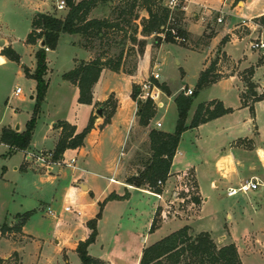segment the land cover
I'll return each mask as SVG.
<instances>
[{
    "label": "rangeland",
    "instance_id": "obj_1",
    "mask_svg": "<svg viewBox=\"0 0 264 264\" xmlns=\"http://www.w3.org/2000/svg\"><path fill=\"white\" fill-rule=\"evenodd\" d=\"M61 0H0V39L7 41V48L14 50L20 57L19 62L0 61V130L8 125L18 123L24 127L27 119L30 118L35 105V96L33 101V90L36 83L29 78L26 73V68L29 74H32L30 68L35 67L34 52L38 49L36 44L26 43V37L30 30L32 16L37 12H50L56 8V5ZM232 0H227L226 5L221 7V0H194L196 6L199 8H212L222 9V13L225 14V18L218 12L210 11L209 21L215 24L218 18L225 20V25L219 27L227 28L228 25H232L238 19H248L249 16L255 15L264 10V0H247L250 5L246 8L232 9L230 3ZM244 0H234L232 7H241ZM247 2V3H248ZM118 2L110 3L108 5L109 11L111 8L118 5ZM64 10H58L52 12L53 16H58ZM102 12L105 13L106 9H97L94 13L95 17H102ZM201 12L197 10L176 12L175 19L178 21L179 29L184 35L178 34L174 38L173 43L162 42L161 46L156 47L155 40L157 37L152 36L146 43L150 45L152 49L151 63L157 61L155 70L159 73L160 79L156 82L161 92V100L165 104L163 109H160L151 104L155 116L150 121L145 129H157L164 133H173L177 121V110L174 104V97L179 93H183L186 89H191L195 92V98L191 106V110L194 106L200 103H206L210 100L220 99V97H229L233 101L236 100L233 88L240 87L237 81L229 80L226 82L217 83L204 88L200 91H196L195 87L198 82L203 63L206 61L205 54L207 53V66L209 67L212 62H215L214 74L217 77L225 78L229 74L234 73V66L229 65L226 57H221L219 50L220 46L224 43V39L218 43L215 47L210 49V41L212 36L216 35L215 27L210 31H204L201 33L197 27V18L201 15ZM138 24L140 18L146 16L143 11L138 12ZM223 17V18H222ZM259 19H252L251 23H258ZM246 22H236L232 25L231 32L236 37H250L234 43H225L224 50L231 55V57L238 61L242 58V55L247 56V61L242 62V68H247L251 65H256L257 57H262L258 54H254L249 47L254 41L264 40L260 35L262 34L257 27L253 28V24ZM218 27V26H217ZM130 32L127 30L125 40L120 42L121 34L118 32L116 42L111 48L109 55L111 58H116L120 52L126 54L125 57V70L131 71L135 59L137 58L135 51L137 47L132 48L127 42V36ZM124 36V35H122ZM67 36H64L60 41L59 48L56 52L50 53L48 58V66L51 69L49 74V91L45 101H43L41 107L39 127L35 133L31 149H26L24 154L16 152L12 157L0 159V173L4 172V176L0 179V229L2 225L12 226L19 221L16 219L17 214L30 213L26 222L23 225V233L29 236L28 238L21 233L12 231L8 234L1 233L0 230V264H18L20 258L18 256L19 251L22 256L23 264H80L79 257L75 251L70 250L69 245L82 236L81 229L78 228V220L71 213H67L63 210L65 206L80 209L85 212L84 203L79 202V207L72 201V198H68L64 193L66 188L72 182V174L76 175L80 179L89 181L92 185L91 178L95 180V186L98 191H102L107 186V182L102 177L109 175L107 169L104 166H97L93 169L95 177L88 176L81 172H74L70 166L79 165L80 159L75 157L72 153H68L64 156L59 163H51L50 171L47 170V165L37 161L36 158L49 153V150L53 149L54 143L52 135L46 133L45 130L48 127L49 122L54 118L66 119L78 117L79 123H82V119L85 117V109L83 107H77V90L70 88L67 85L62 86L63 79L60 76L62 72H68L71 67V55H73V49L68 46ZM211 44L215 45L216 40H212ZM155 45V46H154ZM204 45V46H202ZM153 46V47H151ZM207 47V49H206ZM131 50H134L133 52ZM191 50V51H189ZM205 50V52L203 51ZM207 50V51H206ZM158 51V54H157ZM195 51H203L195 52ZM79 55V54H76ZM220 57V58H219ZM221 59L219 61V59ZM261 61V60H260ZM6 62V63H5ZM250 62V63H248ZM207 67V68H208ZM151 69L150 71H152ZM264 72V69L259 70L258 74ZM243 73V72H242ZM47 74V72H46ZM46 75L44 76V79ZM113 80L110 83L102 79L101 83L106 90L107 86H117L123 91L126 86L121 84L119 76L113 75ZM100 79V78H99ZM46 80V79H45ZM245 84V83H244ZM254 85V91L257 95L256 85ZM128 87V86H127ZM245 87L246 84H245ZM19 88L21 94L14 95V91ZM233 94V96H232ZM245 96V93H243ZM32 96L30 100L29 97ZM114 100H110L107 104L108 112L115 105ZM251 105V99L248 100ZM190 110L187 115L186 123H189ZM159 122L161 127L156 128L153 123ZM138 123V122H137ZM47 126V127H45ZM135 129V148L132 150L131 157L123 156L119 161L120 165L125 166L128 161L129 165L135 163L139 164L136 156L141 155L147 157V137L140 136V129ZM15 127V126H14ZM142 127V126H141ZM19 132V130H18ZM145 135H147L145 133ZM192 135L190 133L181 136L180 140V152L184 153V150L189 148ZM106 149L108 147L105 146ZM112 149H108V159L117 157V153L114 152L111 155ZM7 152V147L0 143V155ZM41 154V155H40ZM24 155V159H23ZM253 155L250 154V158ZM6 158V157H5ZM74 159V164H70V160ZM23 159V162H22ZM52 159L50 160V162ZM76 161V162H75ZM22 162V166H21ZM53 162V161H52ZM69 164V165H68ZM182 165L179 162L176 163L175 170L177 171ZM21 167V168H20ZM129 167V166H128ZM16 168L17 170H14ZM74 172V173H73ZM127 172V169H126ZM78 179V178H77ZM264 184V183H263ZM195 185V184H194ZM202 187L205 191V196L210 198L209 212L221 213V218H226V212L232 207L238 196L229 198L226 195V186L222 183L218 187H212L208 182H202ZM93 191V190H92ZM258 193L262 194V206L263 211L261 213L248 214L247 218H243L241 221L242 226L246 225V229L251 233V245L250 248L240 249L239 256L242 258L244 264H264V187L260 188ZM93 194V193H92ZM88 195L90 198L95 199L97 194ZM134 198L127 204H111L105 210L103 202L97 203L96 213L92 219L96 218L98 214L99 219L96 222V238L94 243L89 245L88 253L94 257H101L103 259H114L116 264H128L125 260L119 259L118 254L126 253L127 246L133 242V238L127 234L128 231H141V226L146 221V216L137 212L143 210V203L145 198L140 197L139 193L134 194ZM198 198V197H196ZM236 206V205H235ZM47 207L55 212L56 217L52 218L47 216L45 210ZM41 208V210L39 209ZM179 210L181 215L175 217L190 218L191 220L197 213L196 207L186 206L185 204L174 203L170 205L168 218H174L171 214H174L176 210ZM236 212H238L236 210ZM103 216V219H102ZM87 216H84L83 221ZM102 219V220H101ZM160 213L156 215L154 219L155 227L157 228L162 221H166ZM91 220V219H90ZM89 221V220H88ZM87 221V222H88ZM164 221V222H165ZM167 222V221H166ZM11 223V224H10ZM121 228V233L118 234L116 227ZM144 231V230H143ZM168 231L167 227H164L158 233L159 236ZM192 238L198 235L194 233L192 229L188 232ZM244 228L235 229V238L239 242V238H242ZM8 235V236H7ZM157 235V236H158ZM157 236L151 238L155 239ZM6 237V238H5ZM211 237V236H210ZM117 238V240H116ZM212 239L215 245L219 248L221 246V238L214 237ZM120 239V240H118ZM67 240L66 243L64 241ZM58 241V242H57ZM16 243V245L14 243ZM241 242V241H240ZM22 244L20 247L17 245ZM18 252H14V251ZM14 252V253H13ZM12 253V254H11ZM8 254L7 259H2ZM20 255V254H19ZM183 261L190 262L189 257H183ZM166 264V262H163ZM192 264V263H191Z\"/></svg>",
    "mask_w": 264,
    "mask_h": 264
},
{
    "label": "crops",
    "instance_id": "obj_2",
    "mask_svg": "<svg viewBox=\"0 0 264 264\" xmlns=\"http://www.w3.org/2000/svg\"><path fill=\"white\" fill-rule=\"evenodd\" d=\"M79 1L82 0H75V2H79ZM233 1L234 0H232L230 3V8L232 9L246 8L249 7L250 5V3L247 0H244L242 2L241 7H232ZM221 2H222L221 7H223L224 5H226L227 0H221ZM196 4L197 3H195L194 0H185L186 9L184 11L188 12L192 10H197L198 12L201 11L203 12L197 18V25H198L197 28L200 29L199 31L201 33H203L204 31H210L211 28L215 27L217 33L214 37L212 36L211 41L216 40V44L213 45L211 44L210 41L209 43L211 47L210 49L218 45V43L221 42L222 39H224V43L219 48L221 52V57L222 56L226 57L228 64L234 66V73L232 72V74H229L227 77L221 78L217 83L233 80V81H237L238 84L240 85V87L233 88L236 100L233 98L232 101L227 96V97H220V99L210 100L209 102L211 101L220 102L225 109H231L232 112L225 114L222 117L214 119L205 124L199 125L196 128L189 129L181 135L184 136L188 133L192 135L189 144L190 146L188 149L184 150V153H181L180 145H178L176 154L173 158L172 165L170 168L169 177L164 183V186L162 188V193L158 198V196L155 193L149 191L148 189L136 188L127 185L125 179H126V169H128L129 161L125 166L120 165L119 162L122 160L123 156L131 157L132 150L133 148H135V144H134L136 140L135 129L138 127V123H137L138 117L136 114L137 103L131 99L132 86L133 85L139 86L144 81H147L150 77L151 69H154V71H156L155 68L157 61L154 63V65L151 63L152 49L150 48V45L146 43L143 54L135 60L136 63L135 71L130 75L121 72L115 73L108 69H103L99 77L100 79L92 89V104L90 105L77 104V107L80 106L83 107V109H85L84 111L86 114L84 119H82V123H79L77 116L66 119H56L53 117V119L49 122L48 127L45 126L47 127L45 132L49 133L50 136L52 135L54 147L53 149L49 150V153H52L60 135V129H58L56 126L58 122H66L71 126H74L76 133H79L86 127L90 117L93 116L94 117L93 129L85 136L82 147L74 150L71 149L66 150L62 158L66 156L68 153H72L75 157L80 159L78 166L76 165L70 166V168L74 172H81L88 176L90 175L92 177H95L96 175L95 173H93L94 172L93 169H95L97 166H104L106 167L107 173L109 174L106 175L105 177H102L107 182V186L102 191H98V189H96L94 178H91L92 180V185H91L89 181L80 179L79 177L75 178L76 175L72 174L71 177L72 182L66 188V191L64 193L67 195L68 198L73 199L72 201H74L78 206L76 208H80L78 205L79 202L84 203L83 210H85V212L83 213L80 209H75L73 207H69L70 210L65 211L64 208L68 206H65L63 208L65 212L71 213L75 216V218L78 220L77 223L78 228H80L81 232L83 233L80 239L73 241L69 245L70 250L75 251L78 243L86 240L87 237L89 236L90 230L87 228L86 223L88 220L90 221V219H92L93 216L95 215L98 202L101 203L102 201H105L106 198L110 195L123 197L124 195L127 194V197L124 200H111L105 202L103 208L105 210L111 204L129 203L131 199L135 197L134 194L136 193H139L140 197L145 198L146 200L143 203V210L137 213L138 215L143 214L147 218L145 223L141 226L142 228L141 231L137 232L130 230L127 232V234H129L130 237L133 238V242L127 246L126 253H122V254L120 253L117 255L119 259L122 260L123 258V260H125L126 263L128 264H138L142 254V250L144 248L151 246L152 244L160 241L164 237L170 235L171 233L185 226H188L190 229H192L194 233L199 234L204 232V233H208L212 239H215L214 237L221 238L222 244L220 247L233 244L235 245L238 253L240 249H244L243 246H245V249L250 248L249 245H251L250 244L251 233L248 231V229H246V225H244V227L242 226L241 221L243 220V218H247L248 214L251 213V211L256 214L261 213V211H263V206L261 204L263 197L262 194L258 193V191L260 188H263V183H264V99L253 104L254 116L250 114L248 107L242 106L241 95L246 92V87L242 80V74H243L242 72H245L246 70H252L251 82L256 85V91L258 94H264V72H261L260 75L258 74L259 70L264 69V49L261 50L251 49V51H253L254 54L259 53V56L262 58L259 59L257 57L256 65L253 64L247 68H242L243 66L242 62L244 63L247 61V56L243 54L240 60L238 61L234 60L231 57V55L224 50V44L234 43L237 41H241L245 38L249 39L250 37H244V38L236 37V35H234L231 32L230 28L236 22H242L243 24H246V22H250L252 19L261 18L262 16H264V10L258 12L255 15L249 16L248 19H238L232 25L229 24L227 28L225 27L220 28L219 27L220 25H225V20L224 23H223V19L221 20V22H217L216 20L215 24H212L209 21L210 18L209 14L210 11H215L223 15L225 18V14L221 12L222 9H212L205 7L199 8L198 6H196ZM108 5L110 4L97 6L94 10L91 11L88 19L90 20L107 19L111 11V10L109 11ZM102 8L106 9V12L105 13L102 12V17H95L94 16L95 11L97 9H102ZM63 10L64 11L60 13V15L58 14L57 17L64 18L66 16V14L68 13V8L66 7ZM53 11H56V8L54 10L52 9L50 12L45 11V12H37V13L52 15ZM251 24H253L252 25L253 30L254 27L260 29L262 33L260 36L264 38V25H262L260 21H258V23L255 22ZM64 36L68 37L66 40L68 42V46H70L73 49V55H71L70 57L72 61L70 70H72L78 62L81 61L89 62L90 60H93L96 55L95 51H89L80 47L79 44L81 42V36L79 34H72V35L61 34L56 49L55 50L46 49L47 74L45 79L48 82V87L50 81L49 74L51 69H49L48 66L49 62L47 57L50 55V53H54L58 50L60 41L63 39ZM149 38H146V41ZM40 42L41 41H38L36 43L38 49L41 48ZM7 46H8L7 41L5 39H0L1 62L3 61L7 62L6 59L8 58H6L1 53L3 49H11V48H7ZM160 46L161 44L159 45V47ZM203 51L205 52V50ZM195 52L202 53L201 51H195ZM204 54L206 61L203 63V67L201 71L205 70L208 67L207 66L208 55L207 53ZM220 60L221 59H219V61ZM35 66H36V62H35ZM30 70L31 72L32 71L34 72L35 67L30 68ZM65 73L67 72L60 73L61 78L62 75ZM113 75L119 76V79H122L121 84L124 83L123 86H126L124 91L120 89V87L114 85L110 87L107 86L106 90L103 88L101 83L102 79L110 83V80L114 79L112 78ZM63 82L64 83L61 84L62 86L67 85V87L69 86L70 88L77 90V94H78V89L76 86L72 85L70 82L65 80H63ZM47 90L49 91V89ZM34 95H35V89L33 90V101H34ZM46 96L45 99H47ZM110 97L115 102L114 103L115 109L112 116L110 117L109 123L104 125L103 124L104 118L108 110L106 108H102V116H98L96 114V111L99 107H97L96 104L104 103ZM30 98L31 96L29 97V99ZM209 102L200 103V104H208ZM200 104L194 106L192 110L190 108V115L188 119L189 123L188 124L186 123V126L190 124L193 114L197 106ZM41 111L42 110H40V114ZM40 114L38 116L36 126L34 128L31 137L30 145L28 147V149H31L32 151L34 150L32 149L31 143L33 142V138L39 127ZM29 119L26 120L25 125ZM151 123H153V125L156 127V123H154L153 121ZM25 125L24 127H22V125L18 123L17 124L14 123L12 124V127L11 125H8L7 127L4 128L12 129L15 132H18L19 130V133H21L25 130ZM14 126L15 127L18 126V130H15ZM139 129H140V136L144 135V137L145 136L147 137L150 129L148 128L145 129L144 127L141 126H139ZM145 133L147 135H145ZM4 146L7 147L6 145ZM105 146L108 147V149H112V151L110 152L111 155H113V153L116 152L117 157L116 158L112 157L111 159H108L107 158L108 149H106ZM7 152H8V147H7ZM7 152L5 154H1L0 159L4 161L5 159H8L16 154L15 153L5 158L4 156H6ZM22 154H24V151L22 152ZM250 154L253 155L252 157L254 158H250ZM23 159H24V155H23ZM22 162H21V166H22ZM177 162H179V164L182 166L178 168L176 171L175 166ZM51 163H55V162L52 161L47 162L48 171H50L51 169V167L49 166V164ZM14 170L17 169L14 168ZM184 172H189L193 176L194 183L197 189L196 197L198 198L192 199L193 205L198 210L196 215L193 217L192 220L190 218L186 219L183 217L181 218L174 217L169 219L166 218L167 222L165 220H164L165 222L162 221V223L158 225L157 229L154 232H150L149 230L153 220L156 218V215L158 213L162 215L166 204L169 201H171V203H178V201L175 200V194L177 192L176 187L177 185H179V179ZM3 176H4V172L0 173V179H2ZM247 180H253V181L256 180L260 182L262 185L256 191L251 192L247 195L238 194L240 195V197L236 195L238 196V198L234 202L236 206L233 205L228 209V211L226 212V218H221L220 212L219 213L209 212L208 209L211 205L209 204L210 198L205 196V191L202 187V182H208L212 187H218L220 186V184L223 183L226 186V190H228L229 188H236L241 182ZM92 193L97 194V197H95V199L90 198L91 197L90 195L94 197ZM234 197H229V198H234ZM39 209L41 210V208ZM47 209L51 210L52 212L51 216L47 214ZM236 210L238 212H236ZM45 213L47 216H50L52 218L56 217V214L51 209V207H47ZM176 213L177 215H181L178 209L176 210ZM84 216H87L85 221H83L82 219ZM163 226L167 227L168 231H166V233H164L163 235L159 236L158 233L163 228ZM237 227L241 230L242 228H244V233H243L244 236H242V238H239L241 242L240 241L238 242L234 235L235 229ZM120 229L121 228H119L118 225V227H116V231L118 234H122ZM18 233H21L22 235L26 236L28 238V241H30L29 236L23 233V227L21 228V231ZM5 234L8 233L6 232ZM155 236H157L155 239H151ZM66 242L67 240L64 241V243ZM14 244L16 245V243ZM21 245L22 244L17 246L20 247ZM14 252H18V251L16 250ZM11 254H8L1 258L7 259ZM19 254L18 256L20 260L18 264H23L20 251ZM88 255L90 254L88 253ZM91 257L102 261L104 264H116V260L114 259H103L101 257H94V256ZM241 263L244 264L242 258H241Z\"/></svg>",
    "mask_w": 264,
    "mask_h": 264
},
{
    "label": "trees",
    "instance_id": "obj_3",
    "mask_svg": "<svg viewBox=\"0 0 264 264\" xmlns=\"http://www.w3.org/2000/svg\"><path fill=\"white\" fill-rule=\"evenodd\" d=\"M68 13L64 18L53 15L37 13L31 19L30 32L26 37V43L36 44L38 41L44 42V48H39L35 54V70L29 74L25 69L26 75L34 80L35 86V105L31 118L25 125V130L21 133L12 129L3 128L0 133V143L8 147L6 156L9 157L16 152L25 151L31 142V137L36 126L41 106L44 101L48 82L44 79L47 72L46 49L55 50L61 34H79L81 36L80 47L95 51L96 55L89 62H78L69 72L62 75L63 80L70 82L78 89V104H92V89L98 82L103 69H108L115 73L132 74L135 71L136 63L131 71L125 70L126 54L120 52L116 58L109 55L112 46L116 42L117 33L121 34L120 42L125 40L127 30L130 34L127 36V42L132 48L137 47L135 54L140 57L146 46V38L155 36L156 47L162 42L173 43L174 37L167 29H174L178 34L183 31L179 29L178 21L168 24L169 11L164 8L160 0H64ZM118 2L119 4L111 8L109 17L105 20L88 19L89 14L99 5H106ZM143 11L146 16L141 17L138 24V12ZM264 25V16L259 18ZM124 35V36H122ZM155 46V45H154ZM132 52L134 50H131ZM2 55L11 61L19 62V55L11 49H3ZM136 58V59H137ZM135 59V60H136ZM215 62H212L208 68L201 71L196 91H200L217 83L221 77L214 74ZM252 70H246L242 74V80L246 84V92L241 95V104L248 107L250 114L254 116L253 104L264 99L263 95H257L254 91V85L251 82ZM139 93V86H132L131 99L137 103L138 123L142 127H147L154 118L155 113L151 106V102H139L136 100ZM193 91L191 96H185L179 93L174 97L173 101L177 110V121L173 133H164L157 129H150L147 135V157L141 155L136 156L139 164H130L125 182L127 185L136 188H145L155 194H161L162 190L156 186L158 181L166 182L169 177L170 168L173 158L176 154L181 135L199 125L210 122L214 119L231 113V109H225L220 102L211 101L208 104H200L197 106L192 120L186 126L188 112L195 98ZM251 99L252 104H248ZM111 97L104 103L96 104L99 108H106ZM115 107L105 115L103 124L109 123L110 117ZM94 117L91 116L86 127L79 133H76L75 127L66 122H58L57 128L60 129V135L52 154V161L57 162L62 159L66 150H74L82 147L85 136L93 129ZM123 197L110 195L103 202L111 200H124ZM91 219L86 223L90 234L86 240L79 242L75 252L77 253L80 264H104L102 261L92 258L88 255L87 249L90 244L94 243L96 238V222L99 219ZM30 213L17 214L18 223L12 226L2 225L1 233L20 232ZM154 220L150 227V232H154ZM190 228L185 226L170 235L164 237L160 241L148 246L142 250V254L138 264H242L239 253L235 245L230 244L223 247H217L208 233H199L195 237L188 233ZM183 257H189L190 262L183 261Z\"/></svg>",
    "mask_w": 264,
    "mask_h": 264
},
{
    "label": "built area",
    "instance_id": "obj_4",
    "mask_svg": "<svg viewBox=\"0 0 264 264\" xmlns=\"http://www.w3.org/2000/svg\"><path fill=\"white\" fill-rule=\"evenodd\" d=\"M162 6L166 8L169 11V21L168 24L175 23V13L176 12H183L186 9L185 6V0H160ZM66 8V3L64 0L59 1V3L56 5V9L63 10ZM221 18L217 19V22H221ZM170 31L171 35L176 38L175 30L174 29H167V31ZM250 48L252 50H261L264 49V40L261 41H254L250 44ZM160 79V75L157 71H154V69L150 73V77L147 81H144L142 84L139 85V93L137 95L136 100L142 103L145 102H151L154 106L163 109L164 103L161 100V95L163 94L159 87L156 85V82ZM193 93V90L186 89L184 91L185 96H191ZM21 94V90L17 88L14 91V95L18 96ZM161 124L159 122L156 123V128H159ZM41 155V154H40ZM52 158L51 153H47L46 155H41L36 158L37 161H40L41 163H44L47 165V162L50 161ZM74 160H70V164H73ZM69 165V164H68ZM194 179L193 176L189 172H184L180 179H179V185H177L176 189L177 192L175 194V200L178 201L179 204H185L187 206L195 207L192 203V199L196 198L197 196V189L194 185ZM261 183L256 180H247L244 182H241L236 188H229L226 192V195L228 197H234L238 194L247 195L251 192L256 191L259 187H261ZM157 187H159L161 190L164 186V182L158 181L156 184ZM264 187V184H263ZM162 193V192H161ZM158 198L160 197V194H156ZM174 203H171L169 201L166 206L164 207L162 217L168 218V215L170 212L168 211L170 208V205ZM65 211H69V207L64 208ZM47 214L52 215V212L50 209H47ZM177 215L176 212L174 214H171L172 217H175Z\"/></svg>",
    "mask_w": 264,
    "mask_h": 264
},
{
    "label": "water",
    "instance_id": "obj_5",
    "mask_svg": "<svg viewBox=\"0 0 264 264\" xmlns=\"http://www.w3.org/2000/svg\"><path fill=\"white\" fill-rule=\"evenodd\" d=\"M40 47L44 48V42L43 41L40 42ZM30 99H32V96H31ZM96 114L98 116H102V108H98L97 111H96ZM15 130H18V126L15 127Z\"/></svg>",
    "mask_w": 264,
    "mask_h": 264
}]
</instances>
